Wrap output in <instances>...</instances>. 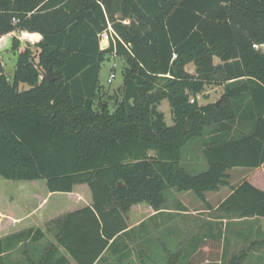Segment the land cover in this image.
Instances as JSON below:
<instances>
[{"label": "trees", "instance_id": "16d2710c", "mask_svg": "<svg viewBox=\"0 0 264 264\" xmlns=\"http://www.w3.org/2000/svg\"><path fill=\"white\" fill-rule=\"evenodd\" d=\"M18 33L33 44L10 38L12 79L0 57V185L34 208L48 194L92 201L47 223L76 264H96L129 228L134 206L159 211L170 189L209 205L206 193L228 186L229 170L264 164V0H0V40ZM114 56L124 64L112 111L100 102V74ZM209 86L224 89L219 107L200 103ZM165 100L173 126L159 109ZM207 137V169L190 174L184 149ZM40 181L42 195L28 193ZM216 211L264 219V191L244 181ZM41 238L34 228L0 238V264L20 242L25 264H71ZM262 247L264 235L228 264ZM221 252V240L203 241L189 264L219 261Z\"/></svg>", "mask_w": 264, "mask_h": 264}, {"label": "crops", "instance_id": "0c3cea01", "mask_svg": "<svg viewBox=\"0 0 264 264\" xmlns=\"http://www.w3.org/2000/svg\"><path fill=\"white\" fill-rule=\"evenodd\" d=\"M13 36L16 35L12 34L2 37L1 40L3 43L0 48V55L6 53L10 44V38ZM190 73L194 74L192 72ZM207 139L208 137L202 139V144L199 146L195 145L192 147L190 146L191 144H188L184 149V155L192 156V159H184V162H182L190 174H196L198 171L202 172L207 169V163L203 158V153L207 147ZM195 152H198L200 158L193 155ZM261 172L264 176V164L257 169L234 168L229 170V185L222 187L217 192L206 193V199L209 205L200 200L199 205L194 204L198 208L197 212L200 213L198 216H196L197 212L194 211L196 207H191L193 205L190 204L187 197L181 200L174 199L171 203H169L167 199L166 205L159 211H155L144 204L134 206L127 216L129 228L111 241L107 250L103 253L102 258L96 264H100L106 257L107 262L110 260L117 264H125L126 261L129 263L140 261L141 258H143V255H147V239L153 234L162 235L161 238L167 239L165 240L167 241L169 248L171 247V249L179 251L177 253L180 255L175 254L177 256L179 255L176 259L174 257L168 261V264H177L175 260L180 259L181 250L184 247L190 246L189 238L195 230V224H193L192 221L197 217L198 221H201L198 224L202 232H200V234V229H198L200 241H198L195 250L197 251L201 243L206 240L218 239L222 242L221 259L219 261H207L203 264H226V262L228 264L229 259L234 254L240 252L247 246H251L253 242L260 241L263 238L264 221L258 218H223L216 210L221 203L229 197L232 193V189L244 181H248L256 188L264 191V182L259 176V173ZM3 189L9 193L16 192V189H13L10 184L1 181L0 238L29 230L31 228L40 229L42 232V238L39 244L41 243L42 246L55 245L59 248L61 254L69 258L65 249L62 246H59L56 241L55 235L57 231L52 225L47 223L69 212H74L91 206L92 201L85 198L84 200H79V203L71 205H68L69 202H55V204H51L52 196L48 194L45 195L42 200L39 201L37 207L34 208L29 206L28 201L26 199L24 200L19 194H13V197L19 202L20 209H23L24 211L23 214H19L17 206H13L11 202L5 201L2 198L4 194ZM22 190L23 189H21V191ZM191 213H193V215ZM229 229L232 239L227 246L225 234ZM29 240L30 239H28V241ZM226 250L228 251L227 259H225ZM22 251H24L23 242H20L18 250L16 249L15 251L5 253L4 256L9 255L10 264H25ZM196 251L191 253V258ZM262 253H264V247L253 249L244 264H264V258H261ZM191 258L189 262L191 261ZM69 260L71 264H76L72 259L69 258ZM161 262L163 261H160L159 263L161 264ZM155 263L156 262L154 261V264Z\"/></svg>", "mask_w": 264, "mask_h": 264}, {"label": "rangeland", "instance_id": "374dc122", "mask_svg": "<svg viewBox=\"0 0 264 264\" xmlns=\"http://www.w3.org/2000/svg\"><path fill=\"white\" fill-rule=\"evenodd\" d=\"M16 36H17V38H19V40L23 46L33 44V42L31 41V38H26L24 34L18 33V35H16ZM2 43H3L2 40H0V48L2 47ZM102 44L107 45V41L103 40V42L101 43V46H102ZM0 52H1V50H0ZM0 57L4 62L8 77L10 79H12L14 71H15V67H16V62H17L16 55H14L13 53H11V51H9L6 53H2L0 55ZM216 62H218V61H216ZM123 64H124L123 61H121L118 57L114 56L112 58L111 62H105L104 63V65L102 67L101 74H100V83L103 86L102 94H101L102 98L100 99V102L107 101L112 111L116 107L117 100L121 99V90H122V86H123V76H122ZM113 65H115L114 68H113ZM188 70H189V72L195 73V68L193 65H189ZM112 72L116 73V77H115L114 81L111 84H109L108 83V77L110 76V74ZM23 89H28V87L24 86ZM207 94H208V98H200L201 104H206L209 102L210 103H213V102L216 103V102H219L225 96L224 95V89L222 87H215V86H209L207 88ZM109 97H112V99H109ZM159 109L161 112H163L165 114V119H166L167 125L173 126L174 122L172 119V113H171V108H170L169 102L167 100L163 101L162 105L160 106ZM190 144H191L190 146H192V147L195 145L199 146L202 144V139L193 140ZM193 155L194 156L196 155V157L200 158L198 156L199 155L198 152H195V154H193ZM189 158L192 159V156L191 155L186 156V154L183 155V161L182 162H184V159L189 160ZM202 160H203V158H202ZM183 166H184V164H183ZM199 172L200 171H198L197 173H199ZM259 176L261 177V180L264 182V176H263L262 172L259 173ZM234 182H235V180H234ZM4 183L8 184V182H4ZM27 184L29 186H31L30 185L31 183H27ZM43 184H45L44 181L37 182L36 183L37 187H34V189H36V191L31 190L28 193H31L32 195H35V196L42 195V191L40 190V188H41L40 186H43ZM77 188H78V190L81 189L80 186ZM13 194H17V193L13 192ZM165 195H166V198L168 199L169 203H171L172 200H174V199L175 200H177V199L181 200V199H184L187 197V200L190 202L191 205H193L191 207L192 208L196 207L194 211H196V212L198 211V208L195 205L196 204L199 205V198L192 191H190V192H178L175 189H170V190L166 191ZM77 196H78L77 193H74L72 195L57 194L52 199L51 204H55V202L56 203H59V202L67 203V202H69L68 205L76 204V203H79ZM81 197H82V195H81ZM191 214L193 215V213H191ZM196 214H197L196 216H198L200 213L197 212ZM260 220L264 221V219H260ZM192 222H193V224H195L194 225L195 230L190 235V238H189L190 239L189 240L190 246L184 247L181 250L180 259L175 260V262H177V264H188V262L191 258V253H193V251H196L195 248L198 245V241H200V236L198 234L202 231H201L198 223H200L201 221H198V217H197V218L193 219ZM248 228H246V229H248ZM198 229H200L199 233H198ZM161 237H162V235L153 234L151 237H149V239H147V243H148L147 244L148 247H146V254L147 255H143V258H141V260L137 261L136 263L135 262L129 263L128 261L125 262V260H124L125 264H142V263L143 264H151V263L154 264V261L157 264H160L159 263L160 261H163V262H161V264H168V261H170L171 258L173 259L175 257V259H176V257H178L180 255L179 253H177L179 251L171 249V247L169 248L167 241H166L167 239L161 238ZM225 239H226L225 240L226 244L228 246L229 241L232 239V236L230 234V229L225 234ZM249 247L250 246H247L243 250H246ZM252 250L253 249L250 250L249 255H250ZM175 254H179V255L177 256ZM227 257H228V251L226 250L225 251V259H227ZM261 258H264V253H262ZM124 259H126V258H124ZM142 260H143V262H142ZM150 260L153 262H151ZM100 264H117V263L111 262L110 260H109V262H107V257H106L103 259V261ZM226 264H227V262H226ZM249 264H251V263H249Z\"/></svg>", "mask_w": 264, "mask_h": 264}, {"label": "built area", "instance_id": "2783aa9c", "mask_svg": "<svg viewBox=\"0 0 264 264\" xmlns=\"http://www.w3.org/2000/svg\"><path fill=\"white\" fill-rule=\"evenodd\" d=\"M15 21V20H14ZM16 22V21H15ZM102 42H103V40H106L107 41V45H106V47L105 48H107L108 46H109V35L107 34V33H104V34H102ZM103 48V47H102ZM255 48L256 49H259L260 47L259 46H255ZM263 48H264V46H263ZM174 57H176V56H174ZM115 67V65H113V68ZM115 77H116V73L115 72H112L111 74H110V76H109V78H108V83L109 84H111L113 81H114V79H115Z\"/></svg>", "mask_w": 264, "mask_h": 264}, {"label": "water", "instance_id": "95a60500", "mask_svg": "<svg viewBox=\"0 0 264 264\" xmlns=\"http://www.w3.org/2000/svg\"><path fill=\"white\" fill-rule=\"evenodd\" d=\"M37 36H39V35H37ZM39 38H40V36H39ZM102 47L105 48L106 45H105V44H102ZM49 79L53 81V78H52L51 74H49ZM223 100H224V98H222L219 102H216V103H215V106H216V107H219L220 104L223 102Z\"/></svg>", "mask_w": 264, "mask_h": 264}]
</instances>
